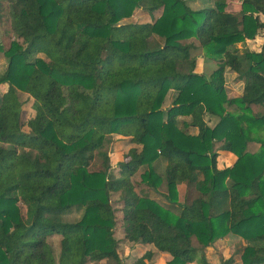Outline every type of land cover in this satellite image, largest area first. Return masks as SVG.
Wrapping results in <instances>:
<instances>
[{
    "label": "trees",
    "instance_id": "obj_1",
    "mask_svg": "<svg viewBox=\"0 0 264 264\" xmlns=\"http://www.w3.org/2000/svg\"><path fill=\"white\" fill-rule=\"evenodd\" d=\"M4 1L15 40L0 43V264H123L113 196L124 240L152 249L134 264L155 253L167 264H208L205 250L230 235L246 243L241 264H264V141L252 137L264 130V42L258 52L236 49L264 38V0H240L239 13L227 0L198 10L188 0H0V21ZM136 9L160 17L122 23ZM190 39L218 63L209 77L195 72L193 47L182 44ZM226 68L243 81L239 98L226 97ZM233 105L241 113L227 112ZM113 135L141 146L139 156L111 165L100 151ZM97 153L101 168L91 171ZM221 153L235 163L220 169ZM162 180L167 207L151 195ZM181 185L198 193L188 205ZM72 212L79 220L64 222Z\"/></svg>",
    "mask_w": 264,
    "mask_h": 264
},
{
    "label": "rangeland",
    "instance_id": "obj_2",
    "mask_svg": "<svg viewBox=\"0 0 264 264\" xmlns=\"http://www.w3.org/2000/svg\"><path fill=\"white\" fill-rule=\"evenodd\" d=\"M188 5L192 9H202L204 7L212 6V3L208 4L207 0H188ZM4 11L2 13V20L0 21V43L2 44L4 50L9 48L10 42L15 40L14 35L10 31V22L9 17L7 15L6 10V2H3ZM241 9V1L240 0H227V11L233 13H239ZM160 17V13H155L153 16H150L147 12L136 9L134 10L132 16L122 23H132V24H146L152 23L157 18ZM261 20V18H260ZM264 42V38L261 36H256L254 40H247L244 43H240L236 45V49H238L239 54H244L245 52H258L261 50L262 44ZM183 45H191L193 47V56L196 58L197 66L195 72L206 77H209L211 73L218 68V63L216 61L207 59L202 53V49L194 39H190L188 41L182 42ZM6 67V60L3 56L0 57V71L2 72ZM224 87L227 99H236L242 96L244 84L243 81L238 78L237 74L232 72L230 69L226 68L224 73ZM7 91V86L5 84L0 85V102L2 94ZM174 95L170 94L167 97V100L164 104V107L169 106L173 101ZM23 101V111L26 113L27 118L33 117V112L31 110L32 101H27L25 97H22ZM253 113L258 115L262 113L261 107H252ZM227 112L231 114L241 113L240 109L233 105L227 107ZM189 120V119H188ZM206 120L213 126L217 120L215 118L206 117ZM24 131H28L24 129ZM189 133H193L194 129H189ZM253 138H257V140L264 141V130L258 133L257 135H252ZM260 148L259 143L257 141H252L247 145V151L249 153H256ZM100 152L108 153L111 165L115 166L118 163L128 162L132 159H135L141 153V146L136 145L129 138L120 137L117 135H113L107 137L103 146L101 147ZM236 161V157L231 154L221 153L219 158V168L223 169L226 167L232 166ZM156 174L163 177L166 162L163 159H158L152 165ZM101 168V157L100 154L97 153L95 155L94 161L90 166L91 171H98ZM146 170V167L141 168V170L133 177V182L139 191L142 187L140 186L141 178L140 175ZM158 193L156 195L151 194L155 201L159 202L164 206H169L168 202L163 198L164 194H167V185L165 180H162L161 185L157 188ZM179 193V202L183 205L190 204L195 198L198 197V193L192 188H187L185 185H181L178 187ZM112 206L116 210V218H117V226L115 229V237L121 241L119 243V256L123 264H134L137 259L142 257L148 250H152L149 246L139 245L130 243L124 240V234L122 229V216L118 212V196H113L111 198ZM22 207V213L24 214L25 208ZM172 211L178 213L179 208L177 206H172ZM80 218V213L72 212L66 215L63 218L64 222L72 223L78 221ZM60 240L61 238L58 236H53L48 238V243L52 248L54 257L58 259L59 251H60ZM246 246V243L234 236L230 235L227 238L221 239L215 242L210 248L205 250V258L208 264H220L223 260H227L230 257H233V260L236 264H241V254L243 248ZM171 258L166 254L155 253L153 259L148 264H167ZM100 264H111V261H102ZM197 264V263H192Z\"/></svg>",
    "mask_w": 264,
    "mask_h": 264
}]
</instances>
